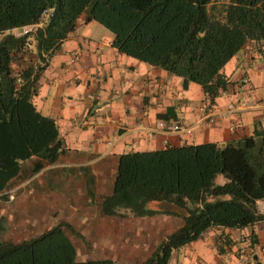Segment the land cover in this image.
<instances>
[{"label":"trees","instance_id":"trees-1","mask_svg":"<svg viewBox=\"0 0 264 264\" xmlns=\"http://www.w3.org/2000/svg\"><path fill=\"white\" fill-rule=\"evenodd\" d=\"M53 7L49 21L15 35ZM97 21L112 33L118 51L200 84L211 101L230 81L224 64L249 40H264V0H0V190L33 158L31 172L53 163L64 150L56 120L41 113L33 98L52 55L79 22ZM218 175L224 181L217 182ZM264 148L255 134L237 144L167 143L158 149L117 156L113 189L99 207L103 214L152 215L180 210L182 224L155 245L144 261L168 264L172 251L209 227L243 228L264 219ZM178 213V212H177ZM0 264H117L112 258L79 259L65 220L33 236L1 237ZM251 243L258 241L251 230ZM121 264V263H120ZM123 264V263H122Z\"/></svg>","mask_w":264,"mask_h":264},{"label":"crops","instance_id":"crops-1","mask_svg":"<svg viewBox=\"0 0 264 264\" xmlns=\"http://www.w3.org/2000/svg\"><path fill=\"white\" fill-rule=\"evenodd\" d=\"M92 21L79 22L62 41L41 72L33 98L41 113L56 120L64 150L33 172V158L22 162L18 175L0 190V215L14 229L6 237L16 241L65 220L75 228L67 233L77 257L79 238L102 243V257L140 263L182 218L168 203L153 207L169 213L103 214L99 203L112 192L118 154L167 143L237 144L253 134L264 148V40H249L224 64L229 87L202 109L206 96L200 84L192 81L183 88L180 76L118 51L111 45L112 33ZM74 51L80 57L71 62ZM243 88L255 97V108L216 113ZM159 118L202 124L191 134L161 133L152 130ZM223 181L218 175L217 182ZM257 204L264 211V199ZM251 230L256 243H251ZM168 264H264V219L243 228L209 227L174 249Z\"/></svg>","mask_w":264,"mask_h":264},{"label":"built area","instance_id":"built-area-1","mask_svg":"<svg viewBox=\"0 0 264 264\" xmlns=\"http://www.w3.org/2000/svg\"><path fill=\"white\" fill-rule=\"evenodd\" d=\"M53 10H54L53 7L44 8L40 14V18L38 21L24 24L18 27H14L12 28L11 31L15 35L30 33L36 30L38 27L42 26L43 24L47 23L53 13ZM79 57H80V52L74 51L70 55V61L74 62L78 60ZM247 80L248 77L243 78V82H246ZM88 97L94 98V94L89 93ZM257 103L258 102L256 101L255 97L243 88L239 91V93L237 94L234 100L229 101L223 109L218 110L216 113L220 115H225L243 109H249V108L251 109V108H255L257 106ZM211 104H212L211 100L208 97H206L203 102L202 109L210 107ZM209 118H210L209 120L211 121L213 119L212 115H209ZM200 124H202V122H199V124L198 122L191 124H183L178 120H173L169 118H159L156 121L155 125L153 126L152 130L161 133L183 132L186 134H191L195 130V128Z\"/></svg>","mask_w":264,"mask_h":264},{"label":"rangeland","instance_id":"rangeland-1","mask_svg":"<svg viewBox=\"0 0 264 264\" xmlns=\"http://www.w3.org/2000/svg\"><path fill=\"white\" fill-rule=\"evenodd\" d=\"M224 0H214V3L218 6V7H221V5L223 4ZM93 23H91L92 25H97L98 27L106 30L107 32L111 33L106 27H104L102 24H100L99 22L97 21H92ZM150 206L153 207V202H151L149 204ZM120 216H124V215H129L131 214L128 210L126 209H121L120 210ZM80 230V228L78 229ZM12 231H14V229H9V226L7 224V227H6V230L5 232L2 234L1 237H4V238H10L9 237H6V235L9 233H12ZM78 241H76V246L77 248L79 249V254H78V257H84L82 259H93V258H101L102 255L104 254L103 253V244L102 243H92V242H88V241H84L81 242L79 238H76ZM86 257V258H85ZM116 261H120V260H116ZM117 264L121 263V262H116Z\"/></svg>","mask_w":264,"mask_h":264}]
</instances>
